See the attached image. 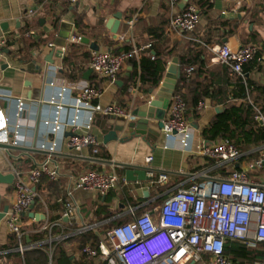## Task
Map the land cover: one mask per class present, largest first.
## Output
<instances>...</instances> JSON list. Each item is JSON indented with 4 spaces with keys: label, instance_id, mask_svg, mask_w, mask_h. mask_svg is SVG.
Here are the masks:
<instances>
[{
    "label": "crops",
    "instance_id": "1",
    "mask_svg": "<svg viewBox=\"0 0 264 264\" xmlns=\"http://www.w3.org/2000/svg\"><path fill=\"white\" fill-rule=\"evenodd\" d=\"M184 1L195 3L201 14L195 32L186 35L169 28L173 13L169 0H78L74 4L61 0H0V38L7 39L0 63V87L13 97L3 101L2 108L14 118L17 100H23L26 105L18 145L8 141L0 144L8 146H0V173L5 176L14 175L16 171L26 174L49 157L60 170L57 181L44 177L36 186L35 203L22 216L23 243L30 247L24 254L18 251L17 239L8 230L6 216L0 220V264H35L33 259L38 254L34 251H41L43 260L49 262L50 250L54 255L58 246L71 256V264H100L98 260L83 255L85 246L97 247L91 241L85 242V235H92L100 242L108 230L131 222L145 212L156 218L163 202L179 189H187L209 178H226L259 156L264 145L242 152L243 156L233 165H220L200 157L197 154L199 146L223 140L208 142L202 132L226 108L220 99L206 97L194 109L193 99L208 88L220 89V98L231 91L237 93V79L240 77L231 75L228 67L217 61V52L224 44L233 50L258 44L262 56L243 78L249 79L252 87L245 98H233L229 94L227 104H251L256 116L261 114L264 118V0ZM200 1L207 2L209 8L201 9ZM183 8L184 3L177 6L179 10ZM116 13L122 14V21L114 37L106 24ZM60 22L73 26L64 49L55 46ZM78 37L97 44L99 50L116 54L126 49H138L140 57L128 61L114 81L99 78L94 72L87 75L91 70L93 50L90 45L70 41ZM50 44L54 47H49ZM58 50L63 55L58 56ZM49 55H52L51 64L45 62ZM151 55L166 63V71L157 87L147 76L142 78L140 61ZM65 58L69 59L68 63ZM175 59L182 70L181 77L184 73L187 75L186 82L180 87L179 79L176 89L187 102L185 116L191 126L189 148L183 149L178 137L166 139L162 134L157 138L155 119L139 125L140 129H135L130 137L124 136L126 131L119 133V140L108 144H104L102 131L94 123L91 132L101 143L97 154L93 148L79 153L70 150L68 131L58 136L50 133L46 122L52 120L58 110L47 101L62 88L72 84L96 86L102 94L95 104H117L132 113L143 101L157 98L168 68ZM189 68H194L190 75L187 74ZM74 97L75 94L66 96L64 102L67 106L61 112L62 119L72 117ZM200 103L205 106L198 110ZM85 116L81 117L83 122H86ZM257 122L264 126V119ZM48 141L58 142L57 152L50 154L40 149L41 144ZM149 156L153 161L147 165ZM132 168H150L155 177L167 173L169 181L164 185L153 184L154 180L128 181L126 172ZM92 171L116 174L118 187L105 195L78 190L68 196L71 178ZM254 179L264 182V171ZM14 199V182L0 184V214L5 208L10 209ZM68 204L74 210L69 218L64 216ZM131 208L135 209L134 215L130 213ZM31 214H39L40 218L45 216V219L37 222ZM46 226H53L51 240L49 231L44 230Z\"/></svg>",
    "mask_w": 264,
    "mask_h": 264
},
{
    "label": "built area",
    "instance_id": "2",
    "mask_svg": "<svg viewBox=\"0 0 264 264\" xmlns=\"http://www.w3.org/2000/svg\"><path fill=\"white\" fill-rule=\"evenodd\" d=\"M61 1L74 4L78 0ZM180 3H184L182 10L177 9ZM169 4L173 11L170 30L184 35L194 33L200 22L198 6L184 0H169ZM70 41L81 42V37ZM6 44L7 39L0 38V63ZM49 47L54 45L50 44ZM260 50L258 44H248L237 50L224 44L217 52V61L228 67L231 75L244 78L245 65L254 61ZM139 57L138 49L118 54L110 50H93L90 68L99 78L114 81L129 60ZM193 71L194 68H189L187 74ZM71 94H75L71 105L73 115L65 120L61 112L67 106L64 102L66 96ZM101 94L100 88L96 86L79 87L72 84L50 97L48 104L58 110L56 116L46 122L50 133L58 136L68 131L71 134L67 139L70 150L79 153L86 148H93L97 154L101 143L91 132L97 115L123 118L127 123L135 121L132 113L117 104H95L94 101ZM10 99L13 97L0 87V144L8 141L17 146L26 105L18 99L16 113L11 118L2 108V102ZM204 106L200 103L198 110ZM186 110L187 102L183 96L173 95L168 117L164 119L161 129V135L166 139L178 137L183 149L191 145V126L185 116ZM83 115H86V122L81 120ZM263 119L261 114L256 116L257 121ZM40 149L52 154L58 151L59 144L57 141H48L41 144ZM197 154L220 165H233L243 156L238 146L229 139L199 146ZM152 161L153 157L149 156L147 165ZM263 171L264 148L242 170H234L226 178H209L187 189H179L163 202L156 218L150 212L136 216L133 221L108 230L96 248L85 246L82 253L87 259L98 260L100 264H234L226 254V245L232 241L245 249L263 247L253 264H264V182L252 176ZM146 175L156 185H164L169 181L167 173L155 177L150 168H147ZM14 177L15 199L6 214V221L9 232L17 239L18 251L24 254L30 247L23 243L22 216L35 203L36 186L44 177L57 181L60 170L49 157L26 174L16 171ZM71 181L67 193L70 197L78 190L105 195L119 184L116 174L97 171L72 177ZM73 213L72 205L68 204L64 216L69 218ZM130 213L134 215L135 209L131 208ZM52 229L53 226L44 227L50 233V240ZM53 256V250H50L48 264H54Z\"/></svg>",
    "mask_w": 264,
    "mask_h": 264
},
{
    "label": "trees",
    "instance_id": "3",
    "mask_svg": "<svg viewBox=\"0 0 264 264\" xmlns=\"http://www.w3.org/2000/svg\"><path fill=\"white\" fill-rule=\"evenodd\" d=\"M199 7L201 9H208L209 4L207 2L200 1ZM57 24L58 21L55 22V26H57ZM128 51L131 50L126 49L124 52ZM259 53L257 54L254 61L245 65V76L247 73L251 72V68L255 67L257 63L256 60L258 58H261L262 53ZM68 61L69 59L65 58V63H68ZM135 65L136 63L133 64V67H135ZM140 67L142 72V78H146L147 76V78L150 80L154 87L159 86L166 71V63L161 59L158 60L156 57L151 55L148 58L145 57L141 59ZM226 71L228 72V69H226ZM186 80L187 75L184 73V75H182L181 77L178 87H180L182 83H185ZM252 85L253 83L249 79L246 78V80H244L243 78H238L236 90L237 93L231 91L230 93H227L224 97L222 96L220 98V89L218 90L208 88L206 89V92H203L202 95L193 99L194 109L196 108L198 103L201 100H205L206 97H211L212 99H220V103L225 104V112L217 116V118L213 120L211 124L203 130L202 136L206 141L214 142L218 139H229L238 146L241 152H246L251 147H258L264 145V126H261L260 122L255 121V116L257 113L253 105L247 104L237 106L233 104H227L229 94H231L233 98H245ZM178 94H180V91H178L177 88L175 95ZM198 116L199 113L197 112L196 117ZM84 241H91L96 246H98L99 244L98 239L89 234L84 236ZM261 249H263V247H259L257 249H245L241 247L239 243L229 241L226 245V254L234 262V264H253V262L257 259L258 252ZM34 253L38 254V257L33 259V262H35V264L48 263V261L43 260L44 255L41 251H34ZM53 260L56 261V264H71V256H69L66 250H64L61 246H58L56 248V253L54 254Z\"/></svg>",
    "mask_w": 264,
    "mask_h": 264
},
{
    "label": "water",
    "instance_id": "4",
    "mask_svg": "<svg viewBox=\"0 0 264 264\" xmlns=\"http://www.w3.org/2000/svg\"><path fill=\"white\" fill-rule=\"evenodd\" d=\"M121 21L122 14L116 13L106 24L107 29L111 32V34L114 35V37H116L118 34ZM70 27L73 26L65 22H60V30L57 34L55 46L61 48H65L67 46L71 33ZM81 42L90 45L91 49L94 51L99 50L97 44L90 43V41L86 38H81ZM57 54L60 56L63 55V52L58 50ZM52 55L47 56L45 62L51 64ZM178 63V60L175 59L169 66L166 79L164 80L160 90L157 92V98H151L149 100L143 101V104L132 112V116L137 118V121L127 123L125 119L117 118L115 116H96L95 125L102 131L104 136V144L119 140V133H123L125 131L126 134H124V136L130 137L135 133V129H140L139 125L153 119L157 121V138L161 136V129L164 126L163 121L166 117L167 110L170 107L177 83L181 78V71L179 69ZM92 72V70H89L87 75H90ZM217 112H220V109H217ZM69 136H71V134H69ZM0 146L8 147L4 145ZM146 172L147 169L144 168H132L126 172V177L128 181H147L149 178H147ZM14 178L15 177L13 174L5 176L0 173V184H12L14 182ZM8 211L9 207L5 208L4 212L0 214V220L6 216ZM31 217L35 218L37 222H41L43 219H45V216L40 218L39 214H31Z\"/></svg>",
    "mask_w": 264,
    "mask_h": 264
},
{
    "label": "rangeland",
    "instance_id": "5",
    "mask_svg": "<svg viewBox=\"0 0 264 264\" xmlns=\"http://www.w3.org/2000/svg\"><path fill=\"white\" fill-rule=\"evenodd\" d=\"M252 176H254V177H255V175H252Z\"/></svg>",
    "mask_w": 264,
    "mask_h": 264
}]
</instances>
